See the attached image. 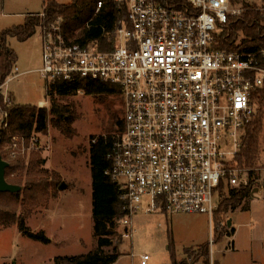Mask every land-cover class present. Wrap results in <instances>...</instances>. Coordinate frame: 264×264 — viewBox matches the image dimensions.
I'll return each instance as SVG.
<instances>
[{
	"label": "built area",
	"instance_id": "2783aa9c",
	"mask_svg": "<svg viewBox=\"0 0 264 264\" xmlns=\"http://www.w3.org/2000/svg\"><path fill=\"white\" fill-rule=\"evenodd\" d=\"M115 1L126 5L127 19L118 21L112 49L67 42L59 22L39 27L38 71L48 83L89 77L120 86L124 129L105 173L125 202L118 220L124 238L142 209L205 213L214 225L223 190L250 182L252 169L238 166L236 156L256 113L252 94L264 85V48L214 46L220 26L244 12L237 0ZM18 140H11L13 151ZM149 260L140 256V264Z\"/></svg>",
	"mask_w": 264,
	"mask_h": 264
},
{
	"label": "rangeland",
	"instance_id": "374dc122",
	"mask_svg": "<svg viewBox=\"0 0 264 264\" xmlns=\"http://www.w3.org/2000/svg\"><path fill=\"white\" fill-rule=\"evenodd\" d=\"M237 2L243 7L248 4L264 13V0ZM18 19L21 18H2L0 27L17 25ZM4 22L7 25L2 26ZM9 45L16 51L17 60L10 79L2 86L6 100L13 97L12 104H36L42 107L37 103L46 99L48 103L44 107L49 108L51 97L47 96L45 79L38 71L42 64L39 30L25 41L9 37ZM54 98L75 104L78 114L73 123L75 136L68 137L49 124L45 133H34L30 139L14 135L19 138L16 151L10 147L14 136L0 147L3 158L8 162L22 161L25 166L21 179L23 185L30 177H26V168L33 159H40V167L48 171L47 175H40V179L44 180L42 190L22 192L14 206H4L5 200L9 201L11 197L3 196L0 198V208L24 215L29 228L33 231L44 229L52 242L45 244L30 239L20 232L17 221L0 219V264H54L56 255L86 253L96 245L89 149L100 135L111 133L118 137L111 113L117 112L123 118L122 101L117 95L103 97L86 94L83 90L67 97L54 95ZM257 108L256 104V113ZM260 113V148L257 167L252 170L258 173L254 187L263 186L261 191H264V105ZM6 117L5 111L0 109V123ZM12 152H15V156ZM17 174L18 171L14 172L11 178L16 179ZM62 182L67 185L65 189L59 188ZM31 193H34L33 201L28 199ZM228 193L223 190V198ZM242 206L233 211L229 207L227 211L222 209L217 212L214 217L216 230L225 232V235L216 243L212 242L214 225L205 213H151L142 209L132 217L131 237L122 238L123 244L119 247L123 254L116 264H140V256L144 253L150 255L148 264H172L174 255L178 261L199 256L197 261L189 264H206L203 261V249L199 246L207 242L209 264H264V241L257 239L256 246L248 242L252 228L248 224L249 213L239 211ZM230 218L238 226L241 224L235 248L229 229L231 225H228ZM123 228L121 223H116L120 233Z\"/></svg>",
	"mask_w": 264,
	"mask_h": 264
},
{
	"label": "trees",
	"instance_id": "16d2710c",
	"mask_svg": "<svg viewBox=\"0 0 264 264\" xmlns=\"http://www.w3.org/2000/svg\"><path fill=\"white\" fill-rule=\"evenodd\" d=\"M102 2L101 7L98 3ZM127 19V7L124 3L115 0H71L61 3L57 0H47L41 12L28 13L24 22L7 28H0V109L5 111L7 122L5 128L0 129V147L12 136L19 135L26 139L33 137L34 133H45L49 124L68 137L76 135L73 123L78 118L75 104L73 102H60L54 95L67 97L83 90L86 94L108 96L117 95L121 98L119 85L93 80L89 77H81L72 81L61 78L45 82L46 93L51 97L49 108L39 107L36 104H12V98L6 100L2 86L12 75V70L17 60L16 51L11 48L7 41L9 37H15L19 41H25L32 37L39 27H50L52 24L60 23L61 34L67 42L80 44L96 43L100 49H112L115 43V29L118 21ZM264 13L258 8L248 4L244 5L241 16H231L228 21L221 25L219 32L215 35L214 46L227 51H257L264 48ZM264 65V58L262 59ZM49 87V88H48ZM252 101L258 105L257 113L248 124L247 131L243 137L242 145L236 156L237 165L243 168L254 169L257 167L259 153V137L262 129L261 109L264 105V85L257 88L252 94ZM9 104H12L11 106ZM112 124L116 126L118 137L124 129L123 118L117 112L111 113ZM117 136L108 133L100 135L90 145V166L92 178V216L94 220L93 234L96 245L86 253L62 254L54 257V264H114L121 256L120 245L122 244V233L116 229V223L127 214L125 202L121 198L119 185L112 181L105 173L111 166L107 157L113 147ZM94 138V137H93ZM41 160L33 159L26 172L24 185L21 183L25 166L21 160L9 161L6 168V179L10 183L20 185L22 188L17 192H0V198L8 196L4 206H14L22 192H33L35 189H43L40 175H47L48 171L40 167ZM16 179L11 174L17 172ZM257 172L250 171V182L239 189L229 190V195L223 198L215 213L230 207L236 210L243 204L241 210L249 208L251 191L256 184ZM31 186L27 188V186ZM39 194V191H36ZM36 197V196H35ZM28 199L34 200V193ZM16 200L15 202H12ZM0 219L17 221L18 228L23 235L30 239L45 244L51 242L50 237L42 229L33 231L26 224V217L18 215L16 211L3 210L0 208ZM230 234L235 229L229 227ZM223 231L216 230L214 222L212 242H219L223 238ZM227 234V233H226ZM203 249L206 264L210 263L209 243L199 246ZM199 259V256L191 259L184 258L178 261L175 255L172 264H189Z\"/></svg>",
	"mask_w": 264,
	"mask_h": 264
},
{
	"label": "crops",
	"instance_id": "0c3cea01",
	"mask_svg": "<svg viewBox=\"0 0 264 264\" xmlns=\"http://www.w3.org/2000/svg\"><path fill=\"white\" fill-rule=\"evenodd\" d=\"M45 1H47V0H0V17H1L0 18V24L2 23V18H9L12 16H17V17L21 18V19H18V24L23 23L25 16L28 13L41 12L43 10V6H44ZM57 1L61 2V3H68L71 0H57ZM5 25H7V23L4 22V24H2V26H5ZM2 29H4V28H2ZM32 37H30L29 39H31ZM39 37H40V35H39ZM7 43L9 45V38H8ZM17 68H18V66H16V69ZM10 77L8 78V80L10 79ZM41 101H43V100H39L37 104H39ZM239 211H246L249 213V216H250L249 217V223H248L249 226L252 228V232L250 233V239H249L250 241H248V242H250V245L256 246L255 244H256L257 239L264 241V191H261V192L259 191L255 196H251L250 202H249V208L247 210H239ZM234 212H232V213H234ZM230 219H232V218H230ZM231 225L235 229V232L232 235V240L234 241L233 244H234V248H235L236 238H237V235L239 234V229H240L241 224H239V226H238V224H235L234 220H232ZM42 230H44V229H42ZM51 242H52V239H51ZM122 244H121V246H122ZM116 263H117V261L114 264H116Z\"/></svg>",
	"mask_w": 264,
	"mask_h": 264
},
{
	"label": "water",
	"instance_id": "95a60500",
	"mask_svg": "<svg viewBox=\"0 0 264 264\" xmlns=\"http://www.w3.org/2000/svg\"><path fill=\"white\" fill-rule=\"evenodd\" d=\"M9 166V162L5 160L2 156V153L0 152V192H17L21 190L20 185H16L14 183H10L6 179V168ZM66 183L62 182L59 186L60 189L66 188ZM258 189L255 188L254 191H257ZM232 224V220H228V225L230 226Z\"/></svg>",
	"mask_w": 264,
	"mask_h": 264
}]
</instances>
